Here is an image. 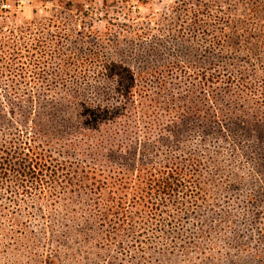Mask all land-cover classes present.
<instances>
[{
	"label": "rangeland",
	"instance_id": "374dc122",
	"mask_svg": "<svg viewBox=\"0 0 264 264\" xmlns=\"http://www.w3.org/2000/svg\"><path fill=\"white\" fill-rule=\"evenodd\" d=\"M1 9L2 31L22 32L7 48L13 65L0 91L15 84L48 99L60 87L93 83L98 68L84 60L91 52L176 63L167 77L174 96L194 86L190 65L218 73L225 88L211 105L212 130L195 123L173 140L179 149L168 151L190 153L196 175L169 196L153 197V210L128 208L120 231L102 221L73 156L52 154L67 168L46 175L41 194L29 186L24 192L3 165L0 264H264V145L255 128L235 133L232 126L242 109H260L264 124V101L235 100L238 79L225 86L227 76L242 75L255 97L264 90V0H0ZM64 53L77 62L63 66ZM21 155L4 143L0 163L7 158L16 167Z\"/></svg>",
	"mask_w": 264,
	"mask_h": 264
},
{
	"label": "trees",
	"instance_id": "16d2710c",
	"mask_svg": "<svg viewBox=\"0 0 264 264\" xmlns=\"http://www.w3.org/2000/svg\"><path fill=\"white\" fill-rule=\"evenodd\" d=\"M20 32L2 31L0 25V77L11 71L13 64L6 51L14 48L12 41ZM62 55L59 61L63 66L78 60L73 53ZM127 57L89 53L84 60L97 66L96 80L84 86L60 87L48 99H35L15 84L0 91V151L8 143L22 154L16 167L4 158L0 169L6 165V172L15 173L24 192L29 188L41 194L46 175L67 168L65 160L52 154L73 156V171L80 184L93 197L94 207L102 209V221L116 231L127 224L128 208L153 210V197L169 196L178 191L182 181L196 175L199 164L190 153L168 151L179 149L173 140L184 137L195 123L212 130L211 105L217 103L218 91L225 88L218 73L190 65L196 73L187 78L194 86L188 83L186 94L174 96L167 77L177 68L176 63L156 64L141 55ZM137 60L142 62L135 65ZM208 65L210 68L212 63ZM65 70L61 68L57 75L63 76ZM233 78L240 81L234 86V99L259 107L264 90L255 97L256 91L242 75L227 76L228 89ZM256 112L251 115L242 109L241 114L233 115L232 126L235 133L248 134L255 128L264 145L263 114L260 109Z\"/></svg>",
	"mask_w": 264,
	"mask_h": 264
}]
</instances>
